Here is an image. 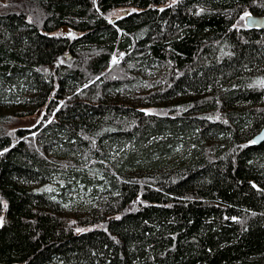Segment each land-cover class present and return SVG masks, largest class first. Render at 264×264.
Here are the masks:
<instances>
[{
  "label": "trees",
  "instance_id": "16d2710c",
  "mask_svg": "<svg viewBox=\"0 0 264 264\" xmlns=\"http://www.w3.org/2000/svg\"><path fill=\"white\" fill-rule=\"evenodd\" d=\"M0 1V261L264 264V0Z\"/></svg>",
  "mask_w": 264,
  "mask_h": 264
},
{
  "label": "rangeland",
  "instance_id": "374dc122",
  "mask_svg": "<svg viewBox=\"0 0 264 264\" xmlns=\"http://www.w3.org/2000/svg\"><path fill=\"white\" fill-rule=\"evenodd\" d=\"M1 2L2 1H0V7H1ZM122 9H125V8H120L118 10L112 11V13L108 17L111 20H114L116 17H118L119 15H122L123 14L121 12ZM245 13L246 12H244L241 15V17H240V23H242V24H243V16H244ZM63 33H65L67 35H70V36L75 35V32L73 30H71L70 28H64L63 29ZM122 56H123V54H120V53L119 54H114L112 56L111 64L116 63V62H119ZM42 116H43V113H42V111L39 110L36 113H34L32 115H29V116L13 118V121L8 124L9 129L10 130H14L17 127H24V128L25 127L26 128L32 127V126H34L35 124H37L40 121V119H41Z\"/></svg>",
  "mask_w": 264,
  "mask_h": 264
},
{
  "label": "water",
  "instance_id": "95a60500",
  "mask_svg": "<svg viewBox=\"0 0 264 264\" xmlns=\"http://www.w3.org/2000/svg\"><path fill=\"white\" fill-rule=\"evenodd\" d=\"M129 10L130 9L125 8L122 9L121 12L125 15L129 12ZM243 24L249 28H257L264 30V15H258L252 12H248L243 16ZM69 56L70 54L67 53L65 54L64 57H69ZM263 141H264V124L261 127V129L258 131V133L255 136H253L251 142L253 144H259ZM0 225H1V220H0ZM0 264H16V263L0 261Z\"/></svg>",
  "mask_w": 264,
  "mask_h": 264
}]
</instances>
